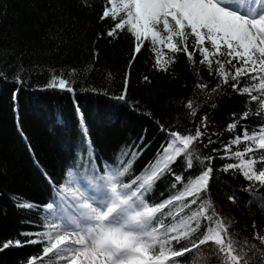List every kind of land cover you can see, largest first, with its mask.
<instances>
[{"label": "trees", "instance_id": "1", "mask_svg": "<svg viewBox=\"0 0 264 264\" xmlns=\"http://www.w3.org/2000/svg\"><path fill=\"white\" fill-rule=\"evenodd\" d=\"M106 5L111 7L107 0H0V245L9 239L38 238L22 237L21 232L45 231L44 206L56 194L44 173H55V179L63 182L67 168L75 164L74 171L89 175L90 155L100 172L125 151H129L124 157L127 162L129 146L140 145L143 152L135 160L131 178L153 162L165 144L166 134L158 124L194 134L205 113L210 117L207 134L222 133L212 137L216 143L201 149L202 155L214 157L209 195L216 210L234 221L233 230L242 237L251 240L254 222L256 231L264 235V188L244 191L248 181L242 175L223 171L225 165L238 160L222 158L223 144L241 128L252 130L264 122V116H252L241 121L235 132L225 131L233 113L238 119L245 110H255L256 103L246 105L247 97L236 94L229 85L213 93L219 78L208 75L206 66L199 64L198 53L196 64L180 53L169 72L156 71L152 45L147 41L130 69L127 100L115 99L123 89L134 38L127 31L118 38L100 36L118 22L99 19ZM94 53L98 55L94 57ZM73 68L77 69L70 77L75 81L74 92L46 88L51 70L67 75ZM17 76L22 83L16 81ZM144 76L151 83L144 82ZM197 83H207L209 88L200 90ZM188 99L198 105L196 117L188 115ZM81 117L86 122L87 141L81 133ZM238 147L242 150L244 145ZM203 167L199 165L187 176L198 175ZM174 169L179 174L182 161ZM171 183V176L159 181L149 202L159 203L175 194L178 189H172ZM233 194L235 203L228 199ZM20 202L37 207L21 209L16 207ZM41 252V245L11 247L0 252V264H21ZM193 260L202 264L195 254Z\"/></svg>", "mask_w": 264, "mask_h": 264}, {"label": "snow or ice", "instance_id": "2", "mask_svg": "<svg viewBox=\"0 0 264 264\" xmlns=\"http://www.w3.org/2000/svg\"><path fill=\"white\" fill-rule=\"evenodd\" d=\"M107 4L111 7L104 6L99 19L118 22L100 36L118 38L120 32L127 31L134 38L123 89L115 99L127 100L130 69L147 41L152 45L156 71L169 72L180 53L196 64L198 53L199 64L206 66L208 75L219 78L213 93L229 85L236 94L247 97L246 105L256 103L255 110H245L238 119L232 114L234 119L225 129L228 133L235 132L241 121L264 116V0H107ZM76 72L75 68L67 75L51 70L46 88L74 92L75 81L70 77ZM143 80L151 83L148 76ZM16 81L22 83L20 76ZM195 87L204 90L209 85L197 83ZM185 107L191 117L198 115V105L192 99ZM80 126L87 141L83 117ZM158 127L166 134V142L139 175L128 178L143 152L140 145L129 146L127 162L124 157L129 151L103 165L100 172L90 155L89 175L74 171L75 164L67 168L63 182L55 179V173H44L56 194V199L44 206L51 216L46 230L21 232L22 237L38 238L9 239L0 245V252L42 246L40 255L21 264H195L193 254L202 264L213 260L218 264H264V235L256 231L255 222L251 240L242 237L233 230L234 221L216 210L209 195L214 157L202 155L201 149L216 143L212 137L219 138L222 133L207 134V113L200 117L194 134H182L162 124ZM211 151L218 153L219 149ZM223 151L222 158L238 160L225 165L223 171L242 175L248 181L244 191L264 188V122L252 130L241 128L223 144ZM178 161H182L179 174L174 169ZM199 165H204L199 174L188 177ZM167 176L172 177L171 188L178 191L159 203H150L156 184ZM228 199L235 203L237 197L233 194ZM16 207L31 210L37 205L20 202ZM186 210H190L188 214Z\"/></svg>", "mask_w": 264, "mask_h": 264}, {"label": "rangeland", "instance_id": "3", "mask_svg": "<svg viewBox=\"0 0 264 264\" xmlns=\"http://www.w3.org/2000/svg\"><path fill=\"white\" fill-rule=\"evenodd\" d=\"M45 215H46V218L45 219H46V224H47L51 220V217H50V215L48 213H46Z\"/></svg>", "mask_w": 264, "mask_h": 264}, {"label": "bare ground", "instance_id": "4", "mask_svg": "<svg viewBox=\"0 0 264 264\" xmlns=\"http://www.w3.org/2000/svg\"><path fill=\"white\" fill-rule=\"evenodd\" d=\"M51 217V216H50Z\"/></svg>", "mask_w": 264, "mask_h": 264}]
</instances>
